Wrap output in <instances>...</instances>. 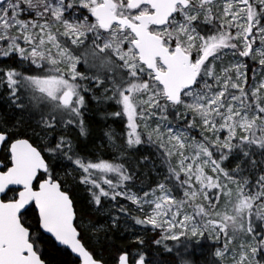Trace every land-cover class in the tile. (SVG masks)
Returning <instances> with one entry per match:
<instances>
[{
	"label": "snow or ice",
	"instance_id": "obj_1",
	"mask_svg": "<svg viewBox=\"0 0 264 264\" xmlns=\"http://www.w3.org/2000/svg\"><path fill=\"white\" fill-rule=\"evenodd\" d=\"M0 264H264V0H0Z\"/></svg>",
	"mask_w": 264,
	"mask_h": 264
}]
</instances>
